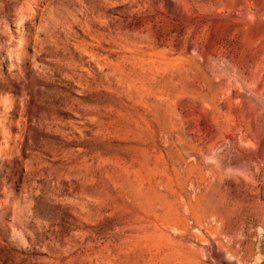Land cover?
I'll return each mask as SVG.
<instances>
[{"label":"rangeland","instance_id":"374dc122","mask_svg":"<svg viewBox=\"0 0 264 264\" xmlns=\"http://www.w3.org/2000/svg\"><path fill=\"white\" fill-rule=\"evenodd\" d=\"M0 264H264V0H0Z\"/></svg>","mask_w":264,"mask_h":264}]
</instances>
